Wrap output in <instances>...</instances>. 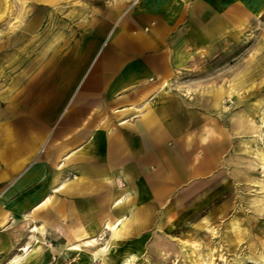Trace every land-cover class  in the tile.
I'll list each match as a JSON object with an SVG mask.
<instances>
[{"label": "crops", "instance_id": "0c3cea01", "mask_svg": "<svg viewBox=\"0 0 264 264\" xmlns=\"http://www.w3.org/2000/svg\"><path fill=\"white\" fill-rule=\"evenodd\" d=\"M102 1L90 33L104 36L69 47L73 58L64 54L61 75L51 73L55 57L48 65L49 88L59 83L61 116L48 121L42 154L38 134L25 142L6 138L0 148V264H52L58 256L83 264L91 251L85 244L94 239L112 244L105 264H134L140 252L115 256L113 247L149 225V211L184 182L224 165L230 133L210 118L222 114L209 93L193 102L179 88L198 35V0ZM48 93L47 112L55 113ZM78 245L83 253L71 251Z\"/></svg>", "mask_w": 264, "mask_h": 264}, {"label": "rangeland", "instance_id": "374dc122", "mask_svg": "<svg viewBox=\"0 0 264 264\" xmlns=\"http://www.w3.org/2000/svg\"><path fill=\"white\" fill-rule=\"evenodd\" d=\"M102 2L0 0L1 149L6 138L25 142L38 134L42 154L48 121L52 125L61 116L56 112L60 110L56 103L59 83L51 82L49 88L48 65L55 57L56 70L51 66V73L61 75L62 65L57 64L64 54L73 58L69 47L104 36L90 33ZM196 3L198 35L194 34L195 45L189 51L191 67L183 72L179 88L189 92L193 102L199 101L198 93H209L216 112L222 114L210 118L214 119L211 124L230 133L224 165L192 184L184 182L176 196L149 211L150 224L128 232L112 254L123 257L125 252H140L134 264H263L264 0ZM49 91L55 101V113L50 114ZM239 140L240 151L231 166L226 160L235 154ZM131 212L127 213L130 218ZM159 249L169 255L158 258ZM76 260L58 256L52 264Z\"/></svg>", "mask_w": 264, "mask_h": 264}, {"label": "bare ground", "instance_id": "6f19581e", "mask_svg": "<svg viewBox=\"0 0 264 264\" xmlns=\"http://www.w3.org/2000/svg\"><path fill=\"white\" fill-rule=\"evenodd\" d=\"M28 28V27H27ZM238 99V98H237ZM251 120V119H250ZM255 123V122H254ZM258 129V128H257ZM248 135V133L246 134ZM250 152V151H249ZM259 159V158H258ZM262 162V161H261ZM237 226V225H236ZM119 228L120 226H114L111 228V231H112V235H113V238L114 237H117V233L119 231ZM236 228V227H235ZM120 232V231H119ZM111 234V233H110ZM111 236V235H110ZM112 238V239H113ZM101 240V239H100ZM111 240V238H110ZM116 240V239H115ZM87 247H89V249H91L90 252L87 253V256L84 258V261H83V264H91L93 263L96 259H99L102 261L103 264H105V259L108 257L111 249H112V244H107L105 246H100V241L99 239H94V240H91V241H88L86 244H85ZM83 247L78 245V246H73L71 248V251H75V252H79V253H83L82 251ZM26 250H28V248H26ZM27 254V253H26ZM28 255V254H27ZM211 256V255H210ZM211 258V257H209ZM204 259V258H202ZM213 259V258H212ZM200 260V259H199ZM222 261L225 260V258L222 257V259H220ZM262 260V259H261ZM208 262V261H207ZM18 263V262H17ZM210 264H215L213 262H211ZM264 264V262H263Z\"/></svg>", "mask_w": 264, "mask_h": 264}]
</instances>
